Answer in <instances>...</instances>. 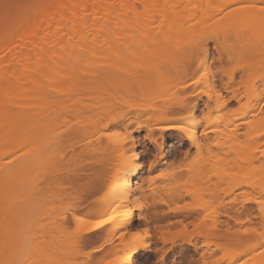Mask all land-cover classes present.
Returning <instances> with one entry per match:
<instances>
[{"label": "rangeland", "instance_id": "1", "mask_svg": "<svg viewBox=\"0 0 264 264\" xmlns=\"http://www.w3.org/2000/svg\"><path fill=\"white\" fill-rule=\"evenodd\" d=\"M32 1L34 0H0V18L5 13L3 7L5 3L12 6L18 4L21 9H24ZM121 1L115 3V11L133 4L140 12L146 9L154 16L152 35L155 39L152 43L126 48L124 43L114 37L117 27L101 32L98 36L102 44L101 49L104 50L103 54L86 56L79 62L78 71L75 69L77 73L73 71L65 77L55 74L52 78L45 80L41 86L39 85L37 92L46 96V104H33L30 108L34 115L33 123L24 125L27 142L21 145V149L0 159L1 169L8 167L9 161L12 165L15 163L13 167L15 168L18 164L16 161L19 159L20 162L21 159V165L18 164V167L21 166V171L15 168L18 171L13 170L14 172L11 173L13 168L9 164L11 174L7 175V180L12 175L10 179L12 182L21 178L18 189H21V202L13 197L20 192L15 190L16 195L12 191L9 192L8 198H4V203H1L3 207H0V246L2 240L7 239L8 249L3 251L8 253L15 242L21 241V250L18 252V255L21 253V257L18 256L17 259L18 250H15L16 255L14 252L13 254L16 259L12 254L11 259H8V256L6 259L2 255L3 248L0 247V264H7V260H10L11 264H76L77 261L86 259L82 255V251L87 250L82 247L84 243L100 248L111 234L110 225L107 224L95 230L94 234L90 235L89 241L80 242L76 240L77 229L75 230L76 225H73L71 213L73 210H80L84 204L98 200L100 194L98 192L101 189L95 187L98 185L97 182V185H94L97 193H86L85 198L81 197V202L75 201L77 199L76 194L74 195L75 189L79 184L81 186L87 184L86 182L84 184V181H87L85 178H88L87 182L90 177L96 180L99 177L101 180L108 179L106 174L111 170V160L108 159L107 153L101 152L106 147L103 136L119 133L118 138H123L126 134L125 129L133 130L136 124L148 123L150 127H154L153 121L147 120L149 116L171 118L187 115L184 108L178 107L174 111L163 114L152 111L143 112L138 119H134L131 111L126 112L128 114L124 116L128 121L123 120V122L118 120L119 116H123L122 112L127 109L123 104L130 106L187 104L186 100H191L188 96L198 89L202 94L200 99L195 98L198 106L191 115L200 119L207 110L202 104L207 103L210 109L213 104H218L215 96L211 98L213 102H207L204 94L209 93L211 87L203 88L201 85L210 83V74L218 75L224 69L231 68L234 70L233 91L238 90L240 95L238 101L232 100V94L224 93L223 85L216 77L215 91L221 94L225 107L208 116L211 132L207 134L204 141L214 146L210 153L191 149L188 143L179 142L180 138L174 131L161 134L154 130L151 135L159 143L160 136L165 140L159 156H165L168 151H171L173 160L170 162L171 160L167 158L162 161V164L157 158L155 167L148 172L146 165L155 155L149 148L153 144L145 139L146 131L132 134L133 139L138 143L137 153L143 154L138 163L142 166L139 179L142 180L146 176L145 179L148 178L149 183H145L148 180H142L143 189L151 187L152 190L146 191L147 194H139L136 192V185H133L128 192V198L131 201L129 208L132 209V205L137 203L150 204L152 200L158 204L154 209L157 213L156 220L152 219L153 226L148 227L154 236L151 235L144 240L149 244L151 251L147 254L139 253L137 258L147 264L149 257L156 255L154 248H160L161 251L170 248L168 257L174 253L182 257V264H187L190 257L198 258L197 253H201L203 248L197 253L192 252L190 251L193 249L192 246L181 244V240L192 239V243L199 246L200 241L195 242L194 237L203 229L195 226L201 225V223L198 224L201 218L217 215L219 220L216 224L217 229L229 230L235 237L237 236L236 241H222L220 250L216 251L214 256L218 264H245V262L264 264V255L260 254L259 248V243L264 239L259 235L260 232H264V211L261 210V205L245 203L249 191L246 184L256 183L259 173L257 171L264 170V21H261L259 16L251 10L239 7L246 3H260L261 0H148L145 4L142 0ZM226 5H231L236 10ZM104 22L100 20L98 25ZM9 24L10 20L1 23L0 29L8 27ZM134 26L135 24H132L127 30H131ZM104 35L108 37L106 40ZM207 36L212 37L211 40L206 41L211 45L212 52L216 53L215 44L221 49L220 56L227 58L228 54L232 57L229 62L228 58H224L223 63L217 62L220 70L206 65L207 70L201 71L199 63L202 60L185 54L191 49L193 42ZM135 54L141 56L139 60L135 59ZM132 56L136 61L130 60ZM139 65L148 67L150 70L147 71L148 79L137 85L128 81L125 71H132ZM106 71L116 75V79L102 78L101 73L108 75ZM205 72L206 75H204ZM194 74L199 75V83L187 89H181L182 83ZM24 80H27V76ZM223 81L225 82L226 78L223 77ZM250 85H253L254 96L245 94V89ZM250 102L253 105L256 104L252 110L253 115L242 116L243 110L240 105L245 106ZM234 114H238L239 118L232 121ZM115 118H118V121L112 123ZM249 121L251 123L257 121L255 123L257 131L251 140L246 137L247 133L242 134L245 133L243 125L248 124ZM127 122L128 128L125 125ZM202 124L203 122L195 127L197 134ZM33 129L37 132V139L34 142L28 140ZM128 144L127 146H130ZM181 168V176H184L182 178L176 176L180 175V171L178 170L179 173L176 174L178 172L176 170ZM170 170H175L176 173L173 172L176 175L170 173ZM19 171L21 176L18 174ZM1 172L4 171L1 170ZM1 175L3 177L5 174ZM73 175L78 176L79 181H74ZM10 180L8 186H10ZM177 183H185V193L184 189L176 191ZM255 185L258 186L259 183ZM214 188L218 189L216 193H213ZM9 196L12 198L9 199ZM161 200L171 201L176 206L186 205L196 206V208L193 209L194 211L179 212L175 215L168 211V207L160 203ZM20 204L21 209L15 208L14 213L18 214V211H21V219L18 217L20 221L15 216H10L11 214L5 217L3 211L7 212L13 206H20ZM173 204H170L169 209L174 208ZM241 204L243 208L240 207ZM8 205L11 207H7ZM229 208L232 210L229 212L230 216L243 221L242 224H234L226 220L223 212ZM11 212L13 214L14 211L11 210ZM140 213L136 210L130 216L137 229H143L142 226H144L143 221L137 220ZM108 216H111L109 209L89 219H103ZM225 221L228 222L227 225L224 224ZM168 222L172 223L168 224ZM251 229H256V232H252ZM158 230L163 232L165 238H171L170 235H172L174 244H163L159 241ZM242 231H245L247 235L243 237ZM8 234L18 238L13 240L14 236L11 238ZM114 243L116 244L117 241L115 240ZM107 246H104L99 253H93L92 259L115 262L117 256L124 253V251L115 253L113 250L105 256L103 255L105 250L110 248ZM193 264L198 262L194 261Z\"/></svg>", "mask_w": 264, "mask_h": 264}, {"label": "bare ground", "instance_id": "2", "mask_svg": "<svg viewBox=\"0 0 264 264\" xmlns=\"http://www.w3.org/2000/svg\"><path fill=\"white\" fill-rule=\"evenodd\" d=\"M117 1H121V0H34L30 5L26 6V8L24 9L23 8L21 9V7L18 6L17 4L11 7L10 9H8L7 11H5L4 15L0 18V27H1V23H4L7 20H10V24L8 27L0 29V159H2L1 158L2 156L5 155L8 156V154H11L14 151H17L18 149H21V145L27 142V140H25L26 139L25 136L27 133L25 131L24 125H27L28 123L32 124L33 123L32 118L34 115L31 113L30 108L32 107L33 104H46V96L41 95L37 92L38 87H40L45 80L52 78L55 74L60 77H65L71 74L73 71L77 73L79 68L78 66L79 62H81L86 56L93 57L104 53V50L101 49L102 44L98 36L101 32L110 31L113 28L117 27L116 30L114 31V37L120 42L124 43L126 45V48H133L136 46H141L143 44L152 43L154 41L155 37L152 35V28H153L152 25L155 20L154 16L149 14L146 9L140 12L139 10H137V7L133 4L127 5L122 9L115 11L114 10L116 8L115 3H117ZM147 1L148 0H142V3L145 4ZM100 20H104L105 21L104 24L98 25V22ZM132 24H135V26L131 30H127V28H129ZM104 37L105 40L108 38L106 35H104ZM214 49L216 50V53L218 55L221 54L217 52V45L215 44H214ZM116 54H118L117 51ZM136 55L137 54H135L134 56L135 59L139 60L141 56L139 57ZM229 56L231 55L227 54V58ZM134 57L132 56L130 60L131 61L134 60ZM224 58L227 59L226 57ZM217 62L220 63V61ZM205 66H206L205 63L202 60L199 63V67L201 71L207 70V67ZM148 70H150L148 67L139 65L136 66L132 71L126 70L125 73L127 74L129 82H132L133 84L136 83L137 85H139V83L144 82L148 79V75H149V73H147ZM101 74H102L101 77L104 79L105 78L110 80L116 79V75L113 74L114 75L113 76L112 74L107 73V71L106 74L108 75H105V73H101ZM210 75H211L210 83H205L201 85V87L204 88L210 86L211 87L210 92L204 94V96L207 99V102H213L211 101V98L215 96L218 101V104H213V107L211 109L208 108L209 105L207 103L202 104L205 110L207 109L206 113L205 115L201 116L200 119L202 120L195 117L197 121L195 124H193L192 120L189 118V113L191 114L192 111L197 110V106H198L197 99H200L199 97L202 94V92L199 91L198 89L188 96V99L191 100L189 101L186 100L187 104H173V105L163 104L162 106H154V105L130 106L129 104H123L124 107L126 106L127 108L125 112L124 111L122 112L123 116L121 117L118 115L120 119H118L119 117L115 118V120L112 123H116L118 120L119 121L127 120L125 116L131 111L133 113L132 117L134 119H138L143 112L152 111V112H157L159 114H163L168 111H174L178 107L184 108V110L187 111V115L185 117H171V118L149 116L147 120L150 119V121H153V125H155L154 127H150L148 123H146L145 125L136 124V127L133 130L131 129L129 130L128 128L129 124L127 122V124L125 125L127 126L128 129H125L126 130L125 137L118 138L119 136H111L110 138L109 134L107 136L104 135L106 137L103 136L104 140L106 141V145H105L106 147L105 148L103 147L104 149L100 148L103 149V151H101L100 149L99 150L102 152V154L107 153L106 155L109 156L108 159L111 160L110 161L111 170L106 174V177L108 176L107 180L106 179L101 180L100 177L99 178L97 177L98 178L97 180L94 178L96 180L95 181L89 176L90 177L89 182H87L88 178H85L87 179V181H84V184L87 183L85 186H81L79 184L78 185L79 187L77 186V188L75 189L74 195L76 194L77 196V199L75 200L76 202H79L81 197L84 196V194L86 193L87 194L97 193V189L94 188V185L98 184L95 187L101 189L100 190L101 192L100 191L98 192L100 194L96 202H90L88 204H84L80 208V210L78 211L73 210V213H71L72 214L71 217L73 218L72 220L74 223L73 225H76L75 230L77 228L79 229L76 231L77 241L80 242L89 241L91 238L90 235L94 234L95 230L97 229L94 228L89 229L88 225H85L84 227H82L83 224L77 225V221L74 219V217L78 216L81 219H89L94 215L105 213L108 209L111 210V216H113L114 219L110 220L108 223V225H110L109 228L111 230L110 231L111 234H109L108 238L105 239V241L101 244L100 249L102 250L104 246L111 245V246H107L110 248L107 249V251L105 250L103 254L105 256L108 255V252H111L113 250L115 253L116 251L117 252L124 251V253H121L115 259L116 264H119V261L127 253L129 243L134 242V237L132 236V233H138V232H143V230H147V235L141 236V239L143 240H145L146 238H150L151 235L154 236L153 232L151 234L148 227L153 226L152 219L156 220L157 213L154 211V209L156 207L157 202L155 204L154 203L155 201L152 200L151 203L149 202L150 204L143 203L145 205L143 209L136 207V205H132V209L129 208L131 201L128 198V194H129L128 192L133 185H136V192L139 194L146 193V191L149 192L150 189L152 190L151 187L150 189H148L149 187L146 190L143 189L142 180H144L146 176L142 180L139 179V175L142 171L141 165H137V167L132 169L130 172L126 171V161L130 159L132 155H135L137 158H139V161L141 159V155H143L142 153L141 155L137 153L138 143L135 139H133L132 134L146 131L145 139H147L150 144L154 145V142L157 141L155 137L151 135L154 130L160 132L161 134L167 131H174L176 135L180 138L179 142L188 143V146L191 149L203 150L207 153H210L211 148H213L214 146L209 145L204 141L207 137V134L211 132L210 131L211 125H209L208 116L210 114L219 112L225 107L224 104L225 101L224 100L222 101L221 94L218 93L217 90L215 91L214 82L218 78L220 84L223 85L224 93L232 94L233 96L231 98L232 100L238 101V96L240 95L238 94L239 91L237 89H236L237 93L233 91L234 70L232 68L230 69L228 75H225V71L220 72L218 74L219 76L217 74L216 75L210 74ZM26 76H27V80L25 81L24 79ZM109 76L112 78H110ZM198 76H199L198 74L197 76L196 74L191 75L188 80L182 83L181 89H187L193 86L195 84L193 83V81L199 80ZM223 77L226 78L225 82L223 81ZM252 87L253 85H250L247 89H245L246 90L245 94L247 96L255 95V91L252 89ZM251 103L252 102H250L245 106L240 105V107H242L243 110L241 113L242 116L243 115L246 116L250 114L253 115L252 110L256 104L253 105ZM237 115L238 114H234L231 120L232 121L237 120L239 118V116ZM175 122H179L177 124L183 127H191L192 131L195 133V139L185 136L183 133H181L175 128H167V130H162L166 128L167 125L173 124ZM201 122H203V124L201 125L200 131L197 134L195 127L199 126ZM255 123H257V121H255ZM255 123L253 122V123L245 124L247 126L243 125V131L245 130V133L243 132L242 134L247 133L246 137H249L250 140L252 139L253 134L257 131L256 129L257 127ZM244 126L247 129L244 128ZM30 133L31 135L28 138V140L34 142L37 139V132L33 129V131ZM160 140L161 141L159 143V148L162 150L165 144V140L163 139L162 136H160ZM127 143H129L130 146H127ZM170 150L172 149L170 148ZM171 154H172L171 151L170 152L168 151L165 154V156L161 155L158 157V159L161 161V163L162 161H165V159L167 158L171 160L170 162H172L173 157ZM13 162H15V160H13ZM16 163L18 164L20 163L19 165H21V159L20 162L18 159ZM9 164H11V168H13L15 165V163H13L12 165V162H10ZM9 164H8L9 169L8 167H4L3 169L0 168V176H1L0 204L4 203L3 199L9 195V192L12 191L16 195L17 192L15 190L20 192L17 193L16 195L17 198L13 195L12 196L21 202V189L18 190L21 185V178L16 179L12 182L10 180L12 177L11 175L9 179L10 186H8L9 180H7V175L13 173L14 172L13 170L21 171V166L18 167V164H16L17 167L15 166V168L18 170L13 168L11 169L12 170L11 172ZM155 165L156 164L151 165L146 170L148 172L151 171L155 167ZM1 170L4 172H1ZM178 170L180 171V173ZM9 171L11 173H9ZM170 171H171L170 173L172 174H175L178 171L176 174L179 173L180 175H176V174L175 175L181 178L184 177L183 175L181 176L182 168L181 170L177 169L176 172L175 170H170ZM19 172L18 174L20 175L21 172L20 173ZM257 172L259 173L256 178V183L246 184V187L249 189V191L247 194L248 198H246L245 203H254L256 205H261L257 203V201L258 200L262 201L264 198V170L262 169L261 171L259 170ZM1 174H5V175H3L2 177ZM75 175L73 176L75 177ZM125 176H127L126 182L124 181ZM133 176L135 177V179H132ZM78 179L80 178L77 176L75 177L74 181L75 180L77 181ZM145 180L147 181L148 178ZM104 182L106 185L104 184ZM145 183L148 184L149 180ZM258 183L259 185L256 186L255 184ZM184 184L185 183H179V184L177 183V185L175 186L176 191H178L179 189H184L186 186V185L184 186ZM99 185H101L102 187L100 188ZM217 191L218 189L214 188L213 193H216ZM184 193H185V189H184ZM12 196L11 197L9 196L10 197L9 199H11ZM161 201L162 202L160 203L168 207V211L174 214L175 213L177 214L179 212H189L191 210L194 211L193 209L196 208V206L190 207L186 205L184 207L178 208L171 201L170 202L167 201L164 202L163 200ZM102 203L103 205H101ZM2 204L0 205V207L1 206L3 207ZM170 204H173L174 206L173 209H169ZM242 206L243 205L241 204L240 207L243 208ZM7 207H11V206L8 205ZM13 207L11 209L12 211H14L13 214L11 210H8L7 212L6 210L3 211L5 212V217H7L6 215L11 214L10 216L13 215V217L15 216L18 220L19 218L21 219L20 217L21 211H18L19 216L17 213L14 214L15 208L21 207V204L20 206L18 205ZM129 209L131 210L130 215H129ZM86 210L88 211L86 212ZM136 210L137 212L138 211L141 212L137 217V220L139 221L141 220L144 222V226H142L143 229L135 228L133 224V220L130 219L131 214L133 213V211ZM230 211H232L231 208L223 212V216L226 218V220L227 221L230 220L234 224L236 223L242 224L243 221L237 220L234 217L230 216L229 214ZM11 218L8 219L12 220ZM4 220L6 219L4 218ZM199 221L200 222L198 224L201 223V225H197L195 227L200 226V228L203 229V230L201 229L203 235H201L200 232L194 237V241L195 242L198 241V243L200 241V245L195 246V244L192 243V239L181 240V244L192 246L193 251L195 253H197L199 249L203 248L201 253H197L198 258H195L193 256L194 259L196 260H193V258L189 256L190 258L189 257L188 258L190 259V261L189 262L187 261V264H191V263L193 264L194 261H197L198 264H218V260H216L214 256H215V252L220 250L222 241H226V242L236 241L237 236L235 237L231 232H229V230L220 231L217 229L216 224L219 223L217 215L213 217H207V219H205L204 217L201 218V220ZM227 221L224 222L225 225H227V223L229 222ZM247 222L250 221L247 220ZM170 223L172 222H168V224ZM158 225L161 226L160 224ZM200 228L197 229L200 230ZM115 231L117 233H115ZM157 232L160 234V236L158 237L160 238L159 241H161L163 244H167V243H170L172 245L174 244V237L172 235H170L171 238H165V236H163L162 234L163 232L161 233V231L159 230ZM242 232H243L242 233L243 237L247 235L245 231ZM8 236L10 235L8 234ZM11 236L14 235L11 234ZM17 238L18 237L14 236L13 240ZM3 240L0 246L1 249L3 248L2 250L0 249L1 251L8 249L6 243L7 239L5 240L6 244L3 243ZM115 240L117 241L116 244L114 243ZM188 241H191V243H188ZM2 243L5 244L6 246L4 245V247H2L3 246ZM13 247L10 249L11 251H9L8 253L6 251H3L2 255L4 258L7 259L8 256V259H11L10 256L12 255L14 257L16 255L15 250H18L17 259L21 257V253L18 255V252H20L19 250H21V241L15 242ZM150 251L151 250L149 247V249L142 250L140 253L147 254ZM13 252L15 255L13 254ZM180 254H182V251H180ZM7 261L8 264L10 260ZM9 264H11V262Z\"/></svg>", "mask_w": 264, "mask_h": 264}, {"label": "snow or ice", "instance_id": "3", "mask_svg": "<svg viewBox=\"0 0 264 264\" xmlns=\"http://www.w3.org/2000/svg\"><path fill=\"white\" fill-rule=\"evenodd\" d=\"M5 11L13 7L10 4L5 3L3 5ZM226 7L231 8L232 10H236L234 7L231 5H226ZM242 9L246 10H251L252 12L256 13L261 21H264V0H261L260 3H246L243 5L239 6ZM211 36L207 37H202L200 40H197L192 43V47L190 50L186 51V55L191 56L194 59H201L204 61L205 65L209 67H215L217 70L219 69V66L217 65V61H220L221 63L224 62L223 56L217 55L216 53L212 52L211 45L207 44V40H211ZM221 49L219 45H217V52H220ZM232 57L229 56L228 60L231 61ZM211 62V63H209ZM225 75L229 74L228 69H224ZM207 73L205 72L204 75ZM193 83H199V80H194ZM189 118L192 120V123L195 124L197 121L195 119V116H192L189 113ZM248 123H251L249 121ZM167 128H175L181 133H183L185 136L190 137L192 139H195V133L192 131L191 127H183L178 124H169L167 125L166 128L162 130H167ZM119 133H110L109 136H119ZM149 148L151 149V152L154 153L155 155L152 156V159L146 167H150L151 165L156 164L157 158L160 155V152L162 151L159 148V141H155L154 145H150ZM10 163V161H9ZM139 163V158H137L135 155H132L130 159L126 161V171L130 172L132 169L136 168ZM132 179H135L133 176ZM124 181H127V176L124 177ZM257 203L261 204V210L264 211V201L258 200ZM71 207V206H70ZM136 207L143 209L145 207L144 204L142 203H137ZM178 208L181 206H177ZM131 210L129 209V215H130ZM74 219L77 221V225H88L89 229H100L103 225L108 224L110 220L114 219L113 216H109L107 218L103 219H81L80 217H74ZM207 219V217H205ZM77 230H79L77 228ZM248 231V230H246ZM252 232H256V229H251ZM203 235V232L200 233ZM123 235V233H122ZM142 235H147V230H143V232H138V233H132V236L134 237V242L129 243V247L127 249V253L125 256L119 261V264H145L143 260H140L137 258L138 254L142 250H147L149 249V245L141 239ZM259 235L264 238V232H260ZM188 243H191V241H188ZM83 248H86V251H82V255L86 258L84 261H77L76 264H116L113 260H99L95 261L92 259V254L93 253H99L101 249L99 247L93 246V245H88L87 243H84L82 245ZM259 248H260V254L264 255V239L261 240L259 243ZM155 251V256L154 257H149L147 264H169V257L168 254L171 252L170 248H165L163 251H161L160 248H154ZM186 255V254H185ZM181 259L182 257H177L176 264H181ZM247 264V262H245Z\"/></svg>", "mask_w": 264, "mask_h": 264}, {"label": "flooded vegetation", "instance_id": "4", "mask_svg": "<svg viewBox=\"0 0 264 264\" xmlns=\"http://www.w3.org/2000/svg\"><path fill=\"white\" fill-rule=\"evenodd\" d=\"M190 251L194 252L193 249H191ZM175 253H177V251H175ZM190 256H193V255H190ZM151 257H154V255H151ZM177 257H179V256L174 254V253L172 255H169V264H171L173 262L176 263V260H174V259H177ZM193 260H196V259L193 258Z\"/></svg>", "mask_w": 264, "mask_h": 264}]
</instances>
